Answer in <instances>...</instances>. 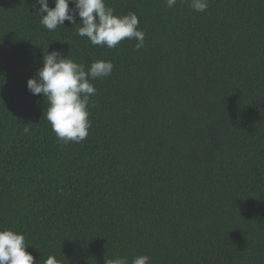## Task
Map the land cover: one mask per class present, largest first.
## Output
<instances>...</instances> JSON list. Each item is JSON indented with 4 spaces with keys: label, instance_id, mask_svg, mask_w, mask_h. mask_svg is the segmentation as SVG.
<instances>
[{
    "label": "trees",
    "instance_id": "trees-1",
    "mask_svg": "<svg viewBox=\"0 0 264 264\" xmlns=\"http://www.w3.org/2000/svg\"><path fill=\"white\" fill-rule=\"evenodd\" d=\"M208 2L105 0L137 15L136 50L0 0V230L23 234L34 264H264V0ZM47 50L114 65L90 80L80 143L57 140L27 89Z\"/></svg>",
    "mask_w": 264,
    "mask_h": 264
},
{
    "label": "clouds",
    "instance_id": "clouds-1",
    "mask_svg": "<svg viewBox=\"0 0 264 264\" xmlns=\"http://www.w3.org/2000/svg\"><path fill=\"white\" fill-rule=\"evenodd\" d=\"M37 0L36 14L40 23L50 32L63 27L65 21L78 25L77 35L87 37L94 46L108 49L117 47L125 39H135L136 50L144 46L145 33L139 29V19L135 13L116 15L107 7L105 0ZM172 8L177 0H165ZM72 4L74 7L70 8ZM195 12H204L209 7L208 0H190ZM79 18V23H77ZM49 49V47H48ZM35 75L28 79L27 89L33 96L41 95L46 102L43 118L51 125L57 140L67 143H80L85 140L91 127L88 105L96 94L90 80L111 75L114 65L110 61L97 60L88 70L59 51L47 50ZM29 129L24 128L27 132ZM25 236L11 229L0 230V264H34L31 253L25 249ZM44 264H60L55 256L49 255ZM105 264H150L148 256H135L129 262L127 257L105 259Z\"/></svg>",
    "mask_w": 264,
    "mask_h": 264
}]
</instances>
